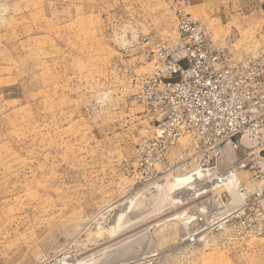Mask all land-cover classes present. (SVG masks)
Wrapping results in <instances>:
<instances>
[{
	"label": "rangeland",
	"instance_id": "rangeland-1",
	"mask_svg": "<svg viewBox=\"0 0 264 264\" xmlns=\"http://www.w3.org/2000/svg\"><path fill=\"white\" fill-rule=\"evenodd\" d=\"M175 1L0 0V264H264L263 155L184 135L146 164ZM183 1L225 66L264 56V0Z\"/></svg>",
	"mask_w": 264,
	"mask_h": 264
},
{
	"label": "built area",
	"instance_id": "built-area-1",
	"mask_svg": "<svg viewBox=\"0 0 264 264\" xmlns=\"http://www.w3.org/2000/svg\"><path fill=\"white\" fill-rule=\"evenodd\" d=\"M182 3L187 5L175 1V43L169 36L153 45L155 69L138 95L155 119L153 138L144 150L146 164L153 166L184 135L193 136L214 157L225 145L237 147L243 140L253 154L264 156V56L246 66H225L223 55L210 47L206 26L177 7ZM253 166L237 162L217 177V185L235 182L239 171ZM187 240L194 243L196 236Z\"/></svg>",
	"mask_w": 264,
	"mask_h": 264
},
{
	"label": "crops",
	"instance_id": "crops-1",
	"mask_svg": "<svg viewBox=\"0 0 264 264\" xmlns=\"http://www.w3.org/2000/svg\"><path fill=\"white\" fill-rule=\"evenodd\" d=\"M180 140V139H179ZM178 144H179V141H178V143L176 144V146L175 147H177L178 146ZM179 148V147H178ZM201 148L202 147H199L198 146V150L199 151H197V152H202V150H201ZM232 149V150H231ZM234 149H238V146L237 147H234L232 144H227V145H225L224 147H223V150H222V152H221V155H223L222 156V158L224 157V160H222V158H220V161L223 163V162H225V161H228V159L230 160V158L231 157H233V156H235V151H234ZM223 151H224V153H223ZM223 153V154H222ZM244 153V152H243ZM233 154V155H232ZM249 157L252 155V152H249ZM227 156V157H226Z\"/></svg>",
	"mask_w": 264,
	"mask_h": 264
},
{
	"label": "bare ground",
	"instance_id": "bare-ground-1",
	"mask_svg": "<svg viewBox=\"0 0 264 264\" xmlns=\"http://www.w3.org/2000/svg\"><path fill=\"white\" fill-rule=\"evenodd\" d=\"M189 181V180H188Z\"/></svg>",
	"mask_w": 264,
	"mask_h": 264
}]
</instances>
